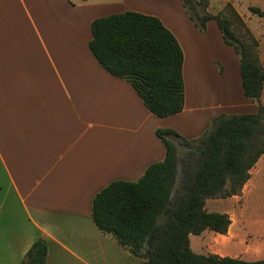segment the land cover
<instances>
[{"label":"crops","instance_id":"1","mask_svg":"<svg viewBox=\"0 0 264 264\" xmlns=\"http://www.w3.org/2000/svg\"><path fill=\"white\" fill-rule=\"evenodd\" d=\"M227 3L258 41L264 68V29L251 24L264 15L242 0H208L207 12L215 15ZM125 12L156 17L178 42L179 114L150 113L131 85L91 54L92 21ZM256 111L241 88L238 56L213 21L200 32L182 0H0V264H20L39 238L47 244L45 264H144L95 226L94 196L112 182L137 181L163 161L157 130L191 140L219 115ZM261 195L264 155L239 195L205 201L207 212L229 216L226 234L190 235V249L264 259Z\"/></svg>","mask_w":264,"mask_h":264},{"label":"trees","instance_id":"2","mask_svg":"<svg viewBox=\"0 0 264 264\" xmlns=\"http://www.w3.org/2000/svg\"><path fill=\"white\" fill-rule=\"evenodd\" d=\"M200 32L213 21L225 45L238 56L244 96L257 105L253 114L219 115L196 139L157 130L165 147L162 162L150 165L135 182L115 181L92 200L91 219L98 230L144 264H264L213 254H195L189 236L204 231L224 235L230 219L210 213L207 199L239 195L250 171L264 155V68L258 41L227 3L217 14L208 0H182ZM262 17L263 11L249 7ZM88 48L110 75L127 81L145 108L159 118L179 114L184 105L183 52L156 17L125 12L97 18L90 25ZM184 151L179 159L178 148ZM47 244L37 239L20 264H45Z\"/></svg>","mask_w":264,"mask_h":264},{"label":"rangeland","instance_id":"3","mask_svg":"<svg viewBox=\"0 0 264 264\" xmlns=\"http://www.w3.org/2000/svg\"><path fill=\"white\" fill-rule=\"evenodd\" d=\"M242 1L244 3L256 6L260 9H264V0H242ZM251 24L253 26H255L258 31H260V32L263 31V29H264V17L254 20V22H252ZM178 154H179V159H181L184 156V151L180 147L178 148ZM261 196H264V195H261ZM203 244H205V240L202 243L200 242V245H203Z\"/></svg>","mask_w":264,"mask_h":264}]
</instances>
